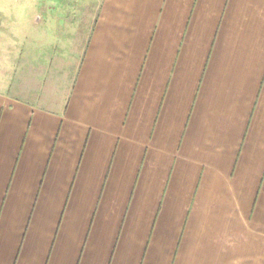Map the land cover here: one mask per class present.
Returning <instances> with one entry per match:
<instances>
[{"label":"crops","instance_id":"1","mask_svg":"<svg viewBox=\"0 0 264 264\" xmlns=\"http://www.w3.org/2000/svg\"><path fill=\"white\" fill-rule=\"evenodd\" d=\"M0 6V264H264V0Z\"/></svg>","mask_w":264,"mask_h":264},{"label":"rangeland","instance_id":"2","mask_svg":"<svg viewBox=\"0 0 264 264\" xmlns=\"http://www.w3.org/2000/svg\"><path fill=\"white\" fill-rule=\"evenodd\" d=\"M45 4L46 0H0V6L16 11L21 23L29 22L36 13L41 15V6Z\"/></svg>","mask_w":264,"mask_h":264}]
</instances>
